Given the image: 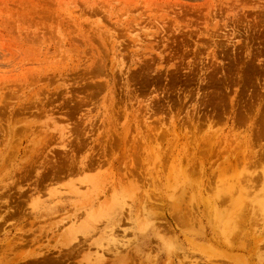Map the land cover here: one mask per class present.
Returning a JSON list of instances; mask_svg holds the SVG:
<instances>
[{
    "label": "rangeland",
    "instance_id": "1",
    "mask_svg": "<svg viewBox=\"0 0 264 264\" xmlns=\"http://www.w3.org/2000/svg\"><path fill=\"white\" fill-rule=\"evenodd\" d=\"M244 262L264 0H0V264Z\"/></svg>",
    "mask_w": 264,
    "mask_h": 264
},
{
    "label": "bare ground",
    "instance_id": "2",
    "mask_svg": "<svg viewBox=\"0 0 264 264\" xmlns=\"http://www.w3.org/2000/svg\"><path fill=\"white\" fill-rule=\"evenodd\" d=\"M240 220H241V219H240ZM237 222H238V221H237ZM239 222H241V221H239ZM239 222H238V223H239ZM244 264H245V262H244Z\"/></svg>",
    "mask_w": 264,
    "mask_h": 264
}]
</instances>
